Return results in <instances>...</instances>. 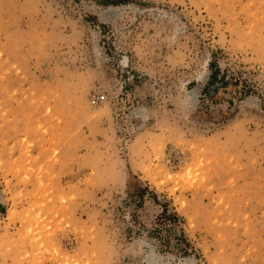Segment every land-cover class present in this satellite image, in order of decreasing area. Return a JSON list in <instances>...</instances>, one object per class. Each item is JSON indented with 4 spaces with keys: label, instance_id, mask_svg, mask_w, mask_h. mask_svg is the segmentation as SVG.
Wrapping results in <instances>:
<instances>
[{
    "label": "rangeland",
    "instance_id": "1",
    "mask_svg": "<svg viewBox=\"0 0 264 264\" xmlns=\"http://www.w3.org/2000/svg\"><path fill=\"white\" fill-rule=\"evenodd\" d=\"M0 264H264V0H0Z\"/></svg>",
    "mask_w": 264,
    "mask_h": 264
},
{
    "label": "trees",
    "instance_id": "2",
    "mask_svg": "<svg viewBox=\"0 0 264 264\" xmlns=\"http://www.w3.org/2000/svg\"><path fill=\"white\" fill-rule=\"evenodd\" d=\"M216 75H217V72L216 71L215 72L213 71V73L211 74V81L215 80Z\"/></svg>",
    "mask_w": 264,
    "mask_h": 264
},
{
    "label": "bare ground",
    "instance_id": "3",
    "mask_svg": "<svg viewBox=\"0 0 264 264\" xmlns=\"http://www.w3.org/2000/svg\"><path fill=\"white\" fill-rule=\"evenodd\" d=\"M11 212H12V211H9L8 214L10 215Z\"/></svg>",
    "mask_w": 264,
    "mask_h": 264
}]
</instances>
